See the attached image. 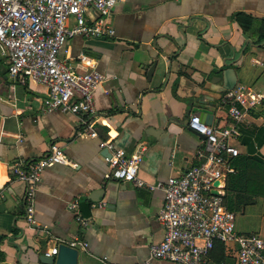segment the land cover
<instances>
[{
    "label": "crops",
    "instance_id": "obj_1",
    "mask_svg": "<svg viewBox=\"0 0 264 264\" xmlns=\"http://www.w3.org/2000/svg\"><path fill=\"white\" fill-rule=\"evenodd\" d=\"M236 12L254 18L248 32ZM262 18L264 0H118L110 17L113 35H74L60 52L70 63L80 52L91 54L107 76L93 92L94 137L80 114L44 111L46 86L10 75L0 49V264H56L40 255L76 234L88 242L86 249L77 248L79 264H180L149 254L164 233L157 217L162 190L107 177L108 151L99 148V140L112 138L128 152L144 146L138 174L147 183L184 172L202 139L186 124L199 114L195 97L204 95L211 123L223 126L231 122L222 101L227 90L245 85L264 93V40L255 41L254 31ZM240 125L264 126V96ZM240 135L237 145L244 152ZM52 142L76 164L43 170L33 228L24 218L25 183L11 176L9 164L44 155ZM257 149L264 155V142ZM96 189L100 200L80 204ZM75 199L85 225L68 207ZM235 229L264 236V196L235 212ZM222 246L221 251L214 245L206 264H236V243Z\"/></svg>",
    "mask_w": 264,
    "mask_h": 264
},
{
    "label": "built area",
    "instance_id": "obj_2",
    "mask_svg": "<svg viewBox=\"0 0 264 264\" xmlns=\"http://www.w3.org/2000/svg\"><path fill=\"white\" fill-rule=\"evenodd\" d=\"M118 0H0V49L8 59V72L22 74L30 80L44 84L46 94L42 109H56L81 115L87 134L97 136L93 128L96 107L93 92L107 78L96 67L95 58L80 52L73 63L60 56L61 50L74 35H113L111 12ZM245 85L227 90L222 101L227 103L231 122L216 126L200 119L194 113L188 126L203 135L194 153L193 163L178 175L166 180L147 183L138 174L144 146L128 152L112 138L99 140V148L108 151L107 177L132 182L163 192V203L158 219L163 226V237L149 246L150 258L169 259L180 264H206L207 256L216 242L228 248L236 243V264H264V236L258 233H238L235 212L224 203L226 175L233 171L229 158L240 149L238 124L247 112L263 98ZM56 163L75 165L60 145L52 142L49 151L36 159H17L9 164L13 178L24 181V218L31 227H37L35 194L46 167ZM2 193L0 191V198ZM95 205V204H93ZM81 224L83 218L78 201L68 203ZM66 244L86 249L88 242L79 234ZM58 245L44 253L56 254ZM145 261L142 264H149Z\"/></svg>",
    "mask_w": 264,
    "mask_h": 264
},
{
    "label": "trees",
    "instance_id": "obj_3",
    "mask_svg": "<svg viewBox=\"0 0 264 264\" xmlns=\"http://www.w3.org/2000/svg\"><path fill=\"white\" fill-rule=\"evenodd\" d=\"M234 18L244 31H249L254 18L244 12H236ZM255 41L264 40V18L259 20L256 29ZM241 131L240 142L245 145L244 152L229 158L233 171L226 175L223 199L226 207L234 212L241 211L244 206L258 196H264V155L258 147L264 142V126H254L251 129L239 126ZM223 249L221 242L215 245Z\"/></svg>",
    "mask_w": 264,
    "mask_h": 264
},
{
    "label": "water",
    "instance_id": "obj_4",
    "mask_svg": "<svg viewBox=\"0 0 264 264\" xmlns=\"http://www.w3.org/2000/svg\"><path fill=\"white\" fill-rule=\"evenodd\" d=\"M157 63H158V59L156 58V59H154L152 64L149 66V68L147 70L148 77L152 76V73H153ZM195 102L197 103L196 106L199 109L200 119L207 122V123H211L213 115H212V113L208 112L204 108V104H205L204 95L200 94L199 96L195 97ZM189 118L190 117L186 118V124H188ZM191 130L194 131L195 133H197L198 135H200L201 137H203V135H201L197 131H195L193 129H191ZM100 192H101V190L96 189L93 191L92 194H89L87 196H82L80 198V204H81V199L85 200L86 198H89L91 200V202H95V201L100 200L102 198V196H100ZM84 203L86 204L87 207L90 204L87 201H84ZM78 205H79V203H78ZM40 259L42 261L49 262V263L55 262L56 264H79L78 249L76 247L69 246L66 243H60L58 245V249H57L56 254L47 255V254L43 253L42 255H40Z\"/></svg>",
    "mask_w": 264,
    "mask_h": 264
}]
</instances>
